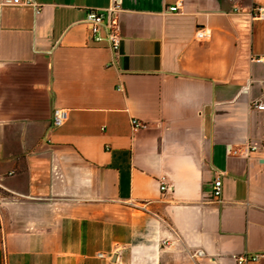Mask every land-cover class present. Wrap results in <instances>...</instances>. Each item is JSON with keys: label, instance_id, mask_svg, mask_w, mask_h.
<instances>
[{"label": "crops", "instance_id": "1", "mask_svg": "<svg viewBox=\"0 0 264 264\" xmlns=\"http://www.w3.org/2000/svg\"><path fill=\"white\" fill-rule=\"evenodd\" d=\"M8 1L0 264H264V148L246 153L264 139V0ZM115 3L117 53L84 21Z\"/></svg>", "mask_w": 264, "mask_h": 264}, {"label": "built area", "instance_id": "2", "mask_svg": "<svg viewBox=\"0 0 264 264\" xmlns=\"http://www.w3.org/2000/svg\"><path fill=\"white\" fill-rule=\"evenodd\" d=\"M11 4L15 5H32L37 10L38 7L33 0H9ZM180 3L170 7V11H175L178 9ZM119 4L104 8H88L85 15V23L91 34V38L94 42H106L108 47L117 53L121 37L117 31L115 24V14L119 10ZM263 14V8H259V15ZM195 36L198 40H203L209 36V33L205 32L203 29L199 28L195 32ZM260 58H257L259 60ZM253 106L259 109H264V105L259 101L254 102ZM68 117V112L63 108H55L52 113V125L57 127L62 125ZM131 128L133 130H138L145 127L146 123L137 117H132L130 119ZM259 148H264V139L261 140L260 145H255L248 143L246 145V153L256 151ZM235 152V151H233ZM159 189L162 193H166L169 190V186L164 177L160 178ZM210 201L215 203H220L222 201V173L217 171L215 177L212 181ZM204 254L201 249H196L192 252V256L200 257ZM99 256H103L104 253L99 252ZM263 254L262 253H234L232 258L235 264H248L251 261H257Z\"/></svg>", "mask_w": 264, "mask_h": 264}]
</instances>
